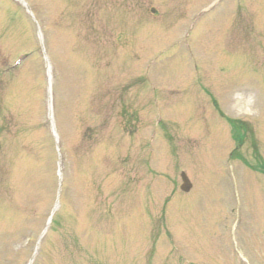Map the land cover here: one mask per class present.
<instances>
[{
	"label": "rangeland",
	"instance_id": "374dc122",
	"mask_svg": "<svg viewBox=\"0 0 264 264\" xmlns=\"http://www.w3.org/2000/svg\"><path fill=\"white\" fill-rule=\"evenodd\" d=\"M20 1L0 0V264H264V0L244 1L242 67L224 72L235 0ZM194 32L197 86L254 117L239 140L193 89ZM142 79L176 127L150 146Z\"/></svg>",
	"mask_w": 264,
	"mask_h": 264
}]
</instances>
